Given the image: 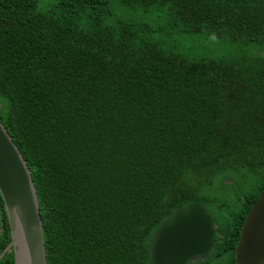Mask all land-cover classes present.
<instances>
[{"label":"trees","instance_id":"trees-1","mask_svg":"<svg viewBox=\"0 0 264 264\" xmlns=\"http://www.w3.org/2000/svg\"><path fill=\"white\" fill-rule=\"evenodd\" d=\"M198 36L230 52L195 57ZM0 121L48 264H149L158 225L197 202L220 232L203 264H235L264 189V0H0ZM10 240L0 195V264Z\"/></svg>","mask_w":264,"mask_h":264},{"label":"water","instance_id":"water-1","mask_svg":"<svg viewBox=\"0 0 264 264\" xmlns=\"http://www.w3.org/2000/svg\"><path fill=\"white\" fill-rule=\"evenodd\" d=\"M0 195L11 234L4 251H13L15 264H48L31 170L1 121ZM216 234H220L218 225L203 204L179 207L153 232L149 264H188L206 259L214 249ZM234 257L235 264H264V189L252 202L241 225Z\"/></svg>","mask_w":264,"mask_h":264},{"label":"rangeland","instance_id":"rangeland-1","mask_svg":"<svg viewBox=\"0 0 264 264\" xmlns=\"http://www.w3.org/2000/svg\"><path fill=\"white\" fill-rule=\"evenodd\" d=\"M184 49L191 55L195 57H202V56H226L228 55L226 45L215 41H212L211 39H208L203 36L195 37L194 39L191 38L189 41L186 40V42L183 43ZM219 183H215L208 188V193L210 195L214 192L217 194H220V196H224L228 202L232 201V198H235L238 193H242L243 189L242 186L239 185L238 193L230 186L229 188H223L219 186Z\"/></svg>","mask_w":264,"mask_h":264},{"label":"flooded vegetation","instance_id":"flooded-vegetation-1","mask_svg":"<svg viewBox=\"0 0 264 264\" xmlns=\"http://www.w3.org/2000/svg\"><path fill=\"white\" fill-rule=\"evenodd\" d=\"M251 207V206H250ZM244 208V207H243ZM250 209V208H249ZM241 211H243V210H241ZM249 212V211H248ZM238 214H239V216H242V215H240L241 214V212H238ZM248 214V213H247ZM247 214H246V216H247ZM246 218V217H245ZM213 221V220H212ZM216 224V223H215ZM242 225V224H241ZM218 230H219V228H218ZM240 231V230H239ZM220 233V232H219ZM216 235H219V234H216ZM216 235H214V238H213V240H215V236ZM238 240H239V238H238ZM238 243V242H237ZM237 245V244H236ZM235 248H236V246H235ZM235 248H234V256H235ZM214 249H215V242H214ZM214 249L211 251V253H210V255H209V257L208 258H210L212 255H213V252H214ZM215 254V253H214ZM206 260H207V258L206 259H197V261H195V262H193V261H190V262H188V264H203V263H205L206 262ZM234 263H235V257H234Z\"/></svg>","mask_w":264,"mask_h":264}]
</instances>
